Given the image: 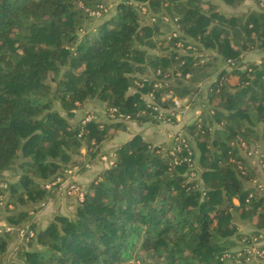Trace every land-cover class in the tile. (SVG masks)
Wrapping results in <instances>:
<instances>
[{"label": "trees", "instance_id": "obj_1", "mask_svg": "<svg viewBox=\"0 0 264 264\" xmlns=\"http://www.w3.org/2000/svg\"><path fill=\"white\" fill-rule=\"evenodd\" d=\"M142 1L116 0L87 29V10L105 0H0V218L34 230L8 264H244L220 255L263 233L264 190L250 184L256 175L241 151L258 144L264 162V55L242 58L264 53V9L259 0L230 13L209 0H145L153 19L142 22ZM201 83L205 105L181 124L193 167L184 146L171 154L134 134L70 216L36 227L31 213L52 189L43 182L81 146L94 155L125 120L156 121L147 92L165 107L164 93L190 99ZM86 100L128 118L72 123ZM236 219L254 228L241 232ZM14 237L0 232V264Z\"/></svg>", "mask_w": 264, "mask_h": 264}, {"label": "rangeland", "instance_id": "obj_2", "mask_svg": "<svg viewBox=\"0 0 264 264\" xmlns=\"http://www.w3.org/2000/svg\"><path fill=\"white\" fill-rule=\"evenodd\" d=\"M115 1L116 0H105V3H103L102 5H103V7L106 10H102L101 12L89 13L90 10L87 11L89 16L86 18V21H85L86 28L87 29H91L96 24V22H98L101 18H103L106 15L107 10H112ZM242 2H244V1H242ZM202 6L206 7V4L202 3ZM236 6H238V5H236ZM215 8L218 9L216 5H215ZM255 8H258L256 4H255ZM219 9L226 10L228 8L225 9V8H223L221 6ZM227 12H228V10H227ZM141 21L142 22H146L147 19L145 17H142ZM161 28H162V30H165V28H163V26H161ZM78 32H79V34H81L82 30H79ZM247 56H252V54L251 55H247ZM242 58H245V56H242ZM218 64H220V63L218 62ZM230 79H231V81H234L235 77L231 76ZM204 86H205V83H201L200 91H199L200 94L199 93H193V94H191L192 96L190 97V99H188L187 97H183L181 99L180 104H178V105L165 106L164 108L166 109V111L164 112L165 113L164 116H163V113H162V116H163L162 118H160L158 120L156 119V121H148V122H150L152 124H155V125L159 124L158 127H156V128H159V130L162 131V132L164 131L165 135L167 133H169L170 136L167 135V138H165L164 141H163V139L160 140V139H156V138H155L156 140H154V139L150 138L152 132L148 131V132H146V135L144 136L145 140H147L148 142H150L152 144L161 143V150L163 151V150H165V149L170 147V145L172 144V140L174 139L173 135L176 132H178V133L179 132H182V133L185 132L186 133V131H184L181 128V124H183L184 122H189L191 119H193L198 114L199 108H202L205 105L206 92H205V87ZM142 95L143 94H141V96ZM93 106L95 107L96 105H94L93 103H90V104L82 107V104H81V107L76 108V110H74V114H77L79 116V118L76 119V120H79L82 115H84L86 112H90V111L93 112L95 118L98 119V120H107V121L112 120L111 118H109L106 115V112H105L106 110L104 109L103 106H102L103 108H98L99 112H97V113L92 111V108H94ZM73 118L74 117H71L70 119L72 120ZM126 121L127 120H125V122ZM175 126H176V128H175ZM173 127L175 128L174 132H172ZM114 133H112V135H110L107 139L111 138ZM158 133L161 134V132H158ZM136 134H139V133H136ZM100 146H99V148L97 149V151L95 152L94 155H90V154H88L85 151L87 156H88V158H90V159H92L94 157L96 158V154L97 153H98L97 157H99V159H101L100 158L101 155H107V154L101 152V150H103V149H101ZM81 147H84V146H81ZM78 155L79 154L74 155V159L75 160H77L76 158H77ZM257 155H258V152H255L253 150H252V153L250 152V153L247 154V156H249V161L251 163V166L253 167V171H254L256 176H258L260 174L263 175V173H264V162H262L261 158H259ZM86 160L87 159H84V162L83 161L81 162L82 165H84L85 167H87L89 165L88 164L89 161H86ZM101 160H103V159H101ZM73 163H76V162L74 161ZM73 163L68 164V166H66V168L70 169V171H71L72 170L71 169L72 168L71 164H73ZM11 174H12V172L10 170H7V171L3 172L4 178H11L9 176ZM256 176L254 178H252L251 180H253V179L256 180V178H257ZM69 178H73L72 171L70 172L68 177L61 182V185L63 186L62 183H64ZM4 184L5 183L3 181L0 182L1 186H3ZM80 185L82 187H84L82 184H80ZM57 193L58 194H55V193L54 194H49L44 200H41V201L38 202L40 207H39V209L37 211L34 212L33 217L31 218V221H33L35 223L36 227H43L48 222V220H50L53 217L54 214H58L59 213V214H63V215H66V216H70L71 213L73 212V209H74L73 204H71V206L68 207L67 205H65V201H66V198H68L72 202L76 203V200H75L74 196L72 194L69 195V194L64 193L63 188H61V192L57 191ZM2 200H4L3 197H2ZM55 200L57 201L56 208H54L51 205L53 203V201H55ZM50 201H52V203ZM4 211L5 210H1V208H0V213H3ZM0 216H2V214ZM18 244H19L18 236H17V238L14 237V239H12L11 242H9L8 247L6 249V253L4 254L5 264H8V261L11 258H14V259L16 258V249L18 248ZM24 244H25V242H21L20 243V245L25 246ZM251 244H252V247H254V248H257L258 246H262V248H264V232L261 235V237H259V239L254 240ZM141 252H142L141 250L138 251V253H141ZM131 261H137V259L131 258L130 260L122 261L120 264H128ZM136 263H138V262H136ZM138 264H140V262Z\"/></svg>", "mask_w": 264, "mask_h": 264}, {"label": "built area", "instance_id": "obj_3", "mask_svg": "<svg viewBox=\"0 0 264 264\" xmlns=\"http://www.w3.org/2000/svg\"><path fill=\"white\" fill-rule=\"evenodd\" d=\"M102 4L103 3L97 4L94 9H90V11L89 10H87V11H89V13H98V12H101L102 10H106ZM258 6L262 9H264V1L259 0ZM138 8H139V12L142 15V17H145L148 22L153 19V15L150 12V9L148 8L147 1L144 0L140 3H138ZM151 97H152V95L150 92H147L144 95V98L146 99V105L152 104V106H151L152 110H155V112H153L152 115L155 119L158 120L164 116V114H165L164 112L166 111V109L163 106H161L160 104L154 102ZM165 98H167L171 101V105H178V104H180L181 99L183 97H178L174 94H171L170 92H166L161 96V100H163ZM105 112H106V115L109 118H111L112 120H114V119H127L128 118L127 114L124 115L122 113L116 112L115 107H109L108 109H106ZM162 113H163V116H162ZM90 119H96L93 112H91V111L86 112L84 115H82L81 118L79 119V121L82 124V123H84ZM182 135H183L182 132H179V133L176 132L173 135L174 139L172 140V144L170 145L169 148H167V150L169 153L175 154V151L179 150L180 146H184L185 148H187L186 151H187L188 156H184L183 159L186 160L188 167H193L195 164H194V160L191 157V154H192L191 150L188 148V145L185 142V139ZM250 152H251V150L246 151L247 154ZM100 158L105 161L106 165H108L111 162V158H108L106 155H101ZM64 172L67 173V177H68V175L70 174L71 171H70V169L65 168ZM67 177H65V179ZM61 178H62L61 175H56L54 178H52L50 180H45L43 182V186L47 189L52 188L56 184H61L62 180H65V179H63V178L61 179ZM62 184H63L62 188H63L64 193L69 194V195L72 194L76 201H80L83 198L84 187H82L79 184V182H77L74 178H69ZM4 186H5V184L3 185V187ZM249 195H250V193L248 194V196ZM2 197H3V195L0 194V208L4 204V200H2ZM8 206H10V204H8ZM2 230L15 231L20 242H26L29 238H31L34 235V230L32 228H30L28 226V224L12 226V225L3 223V224H0V232ZM262 234L263 233L261 232L257 235H252L249 237V239H248L249 241L248 240L242 241L240 246L234 247L231 250L224 251L220 255V259L232 260L235 263H241L242 262L244 264H259L264 259V248H262V246H258L257 248H254V247H252L251 243L254 240L259 239V237H261Z\"/></svg>", "mask_w": 264, "mask_h": 264}, {"label": "crops", "instance_id": "obj_4", "mask_svg": "<svg viewBox=\"0 0 264 264\" xmlns=\"http://www.w3.org/2000/svg\"><path fill=\"white\" fill-rule=\"evenodd\" d=\"M210 2H212L214 5L217 6L218 10L224 12V13H230V12H235V11H238V10H245L246 8L250 7V8H255V1L253 0H242L244 2H240V4H238V6H230L226 3H224L222 0H209ZM223 7V8H228L226 10H223V9H219L220 7ZM228 10V12H227ZM252 56H247V55H251ZM264 53L263 52H260V51H257V50H249V51H245L243 56H245V58H243V60H249V61H254V62H259L261 56H263ZM90 103H93L94 105H96L94 108H92V111L94 112H99V109L98 108H103L102 105L98 102H96L95 100H86L84 103H82V107L83 106H86ZM84 104V105H83ZM81 107L78 106L77 108ZM76 110V109H74ZM199 112L201 111V108H199L198 110ZM198 112V113H199ZM80 115V114H79ZM74 118L70 121L72 123H74L75 121H77L76 119L79 118V116L77 114H74L73 116ZM159 124H152L148 121H143L141 123H137L136 121L134 120H127L125 122V127L124 129H118L111 138L103 141L101 143V152L102 153H105L107 154L106 156H108V158H112L113 156V149L114 147L117 145V143L119 142H122L128 138H130L132 135L136 134V133H139L141 135L142 138L145 139V135H146V132L148 131H151L152 134H151V137L152 139L156 140V139H160L163 141L165 140V138H167V135L170 136L169 133H167L165 135L164 131H160L159 128H156L158 127ZM260 127V124L258 125V128ZM176 128V126H175ZM175 128L173 127L172 129V132L175 131ZM158 132H161V134H159ZM166 136V137H165ZM156 138V139H155ZM151 140V139H150ZM249 150H251V153H252V150L255 151V152H258L260 150L259 148V145L257 144H251L250 147L248 148ZM241 153L245 156V158L247 159V161L250 163L249 161V156H247V153L246 151L242 150ZM79 155L77 156V160H75L76 163H73L71 164L72 166V175H73V178L78 181L80 184H82L84 187H86V185L93 179V177L95 175H97V173L104 167L106 166L105 162L101 159H99V157H97V154H96V158H88L86 152H85V148L84 147H81L79 149ZM110 156V157H109ZM258 156V155H257ZM84 159H87L86 161H89V165L87 167H85L84 165H82V161L84 162ZM251 164V163H250ZM70 166V167H71ZM66 168V167H65ZM63 168L61 171L60 174L58 175H61L63 179H65V177H67V174L64 172V169ZM256 180L253 179L251 180L250 184L253 185V184H256L257 186H261L262 189L264 190V173L263 175L260 174L258 176H256ZM61 178V179H62ZM63 181V180H62ZM61 188H62V185L61 184H56L55 186L52 187L51 191H50V194H58L57 191H60L61 192ZM58 197V196H57ZM233 201L236 203V199H233ZM52 203V201H50ZM56 203L57 201H53V203L51 204L54 208H56ZM71 204H73V206H75V203L72 202L70 199L66 198V201H65V205H67L68 207L71 206ZM33 213H31V218L33 217ZM236 224H237V227H238V230L241 231V232H247V231H250L251 229H253V225L252 223L248 222V221H245V220H241V219H236ZM4 223V220L2 218H0V224H3ZM264 232V230H263Z\"/></svg>", "mask_w": 264, "mask_h": 264}]
</instances>
